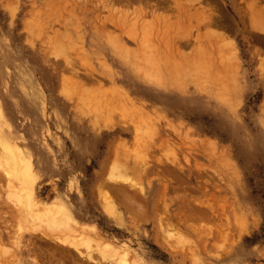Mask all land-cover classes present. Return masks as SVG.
Returning <instances> with one entry per match:
<instances>
[{
    "label": "rangeland",
    "instance_id": "374dc122",
    "mask_svg": "<svg viewBox=\"0 0 264 264\" xmlns=\"http://www.w3.org/2000/svg\"><path fill=\"white\" fill-rule=\"evenodd\" d=\"M258 25L264 0H0V103L39 202L65 204L78 238L129 264H264ZM7 184L0 169V264H93L58 248L70 228L16 244Z\"/></svg>",
    "mask_w": 264,
    "mask_h": 264
},
{
    "label": "bare ground",
    "instance_id": "6f19581e",
    "mask_svg": "<svg viewBox=\"0 0 264 264\" xmlns=\"http://www.w3.org/2000/svg\"><path fill=\"white\" fill-rule=\"evenodd\" d=\"M258 26H259V28L261 27V29L264 27L263 25H261V26L258 25ZM56 41H58V40H56ZM53 43L57 44V42H53ZM263 45H264V43H263ZM54 48H55V50L56 49L59 50V51H57V53L60 51H61L60 53H62V51L64 50V48L62 46L55 45ZM219 53H220V51H219ZM85 60H86V58H85ZM138 60H139V58H138ZM82 63H84V62H82ZM73 82H70V83H73ZM231 82H232V80H231ZM75 91H76V89H75ZM4 105L5 104L0 103V169L8 181V184L6 185L7 186V196L9 198V200L11 202H13L17 207V210H16L17 211V214H16V227H17L16 231H17V233L16 234L14 233L15 237L13 236L14 237L13 241L15 239L16 244H18L20 238L23 241V239H25V236H27V235L29 236L28 240H31L32 236L33 237L36 236L35 233H37V231L41 228V226H43V228L45 227L46 230H50V232L51 231L52 232L60 231L64 228L67 229V231H68V228H70L71 231L75 230L72 227V223H74V220L71 218V216L68 212L69 210H67L66 206H64L65 205L64 203H63L64 205H62L60 202L59 203L58 202H54V203H44L43 202L42 203V202H39V200L37 199L35 189H34V185L36 182V176H35L33 168H32L31 160L24 153L23 149L19 145H17L13 141H11L12 139H11L10 133H9L10 129H11V125L9 123L10 122V119H9L10 116L7 115ZM3 126L6 127L8 133L3 130ZM163 169H165V167ZM118 175H121V174H118ZM112 177H113V175H112ZM127 181H128V179H127ZM127 181L124 180L125 183ZM138 181H140V180L138 179ZM126 188L124 186H120V184H119L118 188L115 187L114 193L120 199L119 204L122 207H124L127 211L132 212L134 214V216L137 218L138 217L142 218L143 216H146V213L141 211V208H143V206H144V208H146V206H145L146 204L143 205L141 199L140 200H141L142 204L139 202L135 203V198L138 196L136 194V192L139 191V188H138V191H137V189L135 190L136 191L135 193H133V190H131V191L129 190L130 191V193H129V191H127L128 188L127 189ZM104 192H103L104 201L106 203H108L109 205H111L112 211L117 213L118 212L117 202L113 200L114 197H116V195L114 194V196L112 197L109 195V193H107L108 191H106L105 193ZM140 192H142L141 188H140ZM131 193L136 194L137 196L135 195L136 197L134 198V195ZM141 195H143V194H141ZM139 197H141V196L139 195ZM140 200H138V201H140ZM41 234L44 235V233H41ZM67 236H68V233H67ZM79 236L81 237V232L76 231V232H72L71 235L68 236V238H65L66 236L65 237L63 236L64 239L61 238L62 236L56 237L57 241L56 240L55 241L57 242V244L58 243L60 244L59 246L57 245L59 249L64 248L63 250H65L64 252H66L67 246H71L75 249V251L78 252L79 257H80V255H81V257L84 256L83 258H86L89 262H91L93 264L94 263L95 264H102L101 263L102 260H108V259H110V262L113 264H129L130 254H129L128 249L120 250L119 248H117V247H115L109 243H106L105 245H103V244L101 245L99 242L96 243L97 241L94 243V244H96L95 246H91L90 243L93 239L90 237V235H88L86 233L87 237H85V235H82L83 236L82 238H78ZM88 236L90 237V239H92L91 241H90ZM44 237H45V235H44ZM1 239H0V243H1ZM11 239H12V237H11ZM53 239H55V238L53 237ZM93 241H95V240H93ZM41 242L43 243V241H41ZM45 242H46V240H45ZM81 244H84V246L86 247V250H90L93 248L97 253V254H95V253L94 254L98 255V256H96V258H95L94 256L92 257V254L90 255L88 253V256L86 254H83V252L80 251L78 248V246ZM54 248H55V246H54ZM59 251H61V250H59ZM22 258H23V254H22ZM59 263H61V262H59ZM63 263H64V261H63ZM103 263H104V261H103ZM21 264H25V263H21Z\"/></svg>",
    "mask_w": 264,
    "mask_h": 264
}]
</instances>
